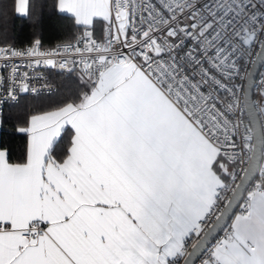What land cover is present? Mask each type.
Masks as SVG:
<instances>
[{
  "label": "snow or ice",
  "instance_id": "6c2138e0",
  "mask_svg": "<svg viewBox=\"0 0 264 264\" xmlns=\"http://www.w3.org/2000/svg\"><path fill=\"white\" fill-rule=\"evenodd\" d=\"M52 7L63 42L0 44V103L77 81L0 144V264H264V0Z\"/></svg>",
  "mask_w": 264,
  "mask_h": 264
},
{
  "label": "trees",
  "instance_id": "16d2710c",
  "mask_svg": "<svg viewBox=\"0 0 264 264\" xmlns=\"http://www.w3.org/2000/svg\"><path fill=\"white\" fill-rule=\"evenodd\" d=\"M12 0H1L0 4H11ZM35 19L18 18L9 10L5 23L0 19V44L15 47L29 46L34 39H40L45 48L63 42L69 36V22L53 10V0H31ZM56 92L49 95L24 96L17 103L5 106L1 118L0 144L6 147L13 160L20 159L26 151L27 137L17 131L24 126L30 111L48 107L54 101L68 95L76 86V77L67 74H51Z\"/></svg>",
  "mask_w": 264,
  "mask_h": 264
},
{
  "label": "built area",
  "instance_id": "2783aa9c",
  "mask_svg": "<svg viewBox=\"0 0 264 264\" xmlns=\"http://www.w3.org/2000/svg\"><path fill=\"white\" fill-rule=\"evenodd\" d=\"M58 44V43H57ZM57 44H55L53 47H55ZM13 46V45H12ZM15 47V46H14ZM19 48V47H18ZM49 48H52V47H49ZM41 71V74L45 77V79L47 80V82L50 84L51 86V89H52V94H54L56 92V86L55 84L52 82L51 80V74L53 73H56V74H61L59 72H57L56 70H52V69H44V70H40ZM39 83H43V81L39 82ZM39 86V84L37 85ZM40 95H49L48 94V90L44 89L41 91ZM39 95V96H40ZM24 96H33L32 94L28 93V94H21L18 101L24 97ZM18 101L16 102H12V101H7V102H4V103H0V115L2 114L4 108L6 105L8 104H13V103H17Z\"/></svg>",
  "mask_w": 264,
  "mask_h": 264
},
{
  "label": "crops",
  "instance_id": "0c3cea01",
  "mask_svg": "<svg viewBox=\"0 0 264 264\" xmlns=\"http://www.w3.org/2000/svg\"><path fill=\"white\" fill-rule=\"evenodd\" d=\"M1 1V0H0ZM0 134H1V118H0Z\"/></svg>",
  "mask_w": 264,
  "mask_h": 264
},
{
  "label": "water",
  "instance_id": "95a60500",
  "mask_svg": "<svg viewBox=\"0 0 264 264\" xmlns=\"http://www.w3.org/2000/svg\"><path fill=\"white\" fill-rule=\"evenodd\" d=\"M259 71V70H258Z\"/></svg>",
  "mask_w": 264,
  "mask_h": 264
}]
</instances>
